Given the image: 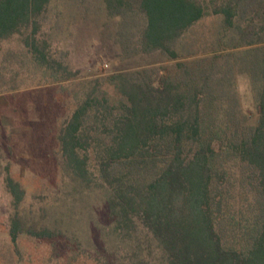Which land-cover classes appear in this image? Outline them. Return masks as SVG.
Here are the masks:
<instances>
[{"label": "trees", "instance_id": "16d2710c", "mask_svg": "<svg viewBox=\"0 0 264 264\" xmlns=\"http://www.w3.org/2000/svg\"><path fill=\"white\" fill-rule=\"evenodd\" d=\"M52 2L0 0V42L29 31L25 46L38 63L55 69L61 63L50 58L48 40L42 45L36 36ZM103 3L120 19L124 50L160 51L172 59L186 31L205 15L196 0H138V8L129 0ZM234 10L241 17L259 13L264 0H230L222 9L228 25ZM234 36L233 51L181 61L174 75L160 78L154 68L114 74L117 100H101L93 91L61 129L71 170L85 177L93 146L111 192L110 220L124 236L143 228L162 264H264V32L250 26ZM236 67L256 90V124L238 116L231 88ZM7 183L20 202L19 184L10 177ZM17 229L15 222L14 240ZM141 254L129 264H149Z\"/></svg>", "mask_w": 264, "mask_h": 264}, {"label": "rangeland", "instance_id": "374dc122", "mask_svg": "<svg viewBox=\"0 0 264 264\" xmlns=\"http://www.w3.org/2000/svg\"><path fill=\"white\" fill-rule=\"evenodd\" d=\"M129 1L139 7L138 0ZM196 1L203 5L205 15L186 31L175 59L160 51L124 50L117 32L120 19L108 14L103 0H53L43 14L36 36L42 45L43 39L48 40L50 58L59 60L62 67L55 63V69L48 68L35 60L24 42L29 31L2 39L0 264H129L135 260L134 253L141 251L144 261L162 264L161 253L143 228L124 236L110 220L111 192L92 154L93 146L87 152L88 171L79 177L63 153L60 134L93 91L92 96L101 100H117L114 74L154 68L160 78L174 75L181 61L233 51L238 43L234 32H248L250 26L264 32L259 29L264 10L245 17L234 10L232 25H228L222 9L230 0ZM231 88L238 116L256 124L260 114L256 90L240 67L235 69ZM95 114L94 110L91 116ZM8 177L22 190L18 203ZM41 232L50 236L39 237Z\"/></svg>", "mask_w": 264, "mask_h": 264}]
</instances>
